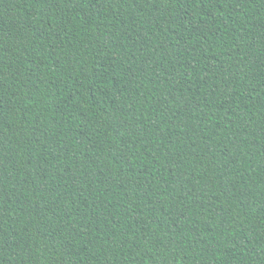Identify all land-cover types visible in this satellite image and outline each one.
<instances>
[{
	"label": "trees",
	"instance_id": "1",
	"mask_svg": "<svg viewBox=\"0 0 264 264\" xmlns=\"http://www.w3.org/2000/svg\"><path fill=\"white\" fill-rule=\"evenodd\" d=\"M0 264H264V0H0Z\"/></svg>",
	"mask_w": 264,
	"mask_h": 264
}]
</instances>
